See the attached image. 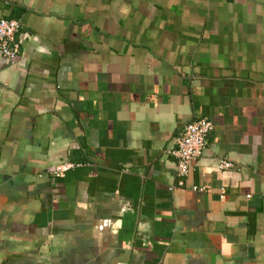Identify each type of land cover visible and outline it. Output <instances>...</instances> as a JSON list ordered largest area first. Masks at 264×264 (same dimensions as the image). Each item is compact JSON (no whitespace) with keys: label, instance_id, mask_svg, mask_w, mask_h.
<instances>
[{"label":"crops","instance_id":"obj_1","mask_svg":"<svg viewBox=\"0 0 264 264\" xmlns=\"http://www.w3.org/2000/svg\"><path fill=\"white\" fill-rule=\"evenodd\" d=\"M3 18L22 29L0 55V264H264V0H0ZM206 118L180 188L171 152Z\"/></svg>","mask_w":264,"mask_h":264},{"label":"built area","instance_id":"obj_2","mask_svg":"<svg viewBox=\"0 0 264 264\" xmlns=\"http://www.w3.org/2000/svg\"><path fill=\"white\" fill-rule=\"evenodd\" d=\"M22 29V24L18 20L0 19V55L6 59L15 58L20 53V46L17 36ZM213 130V123L209 119L196 120L189 123L181 134L177 146L171 154L177 160V186L184 188L187 179L192 173L194 164L200 160L208 147V136ZM71 165H60L55 174L63 177ZM220 167L228 169L233 167L230 161H222ZM171 186L170 190H174ZM195 192H207L206 186H193Z\"/></svg>","mask_w":264,"mask_h":264}]
</instances>
